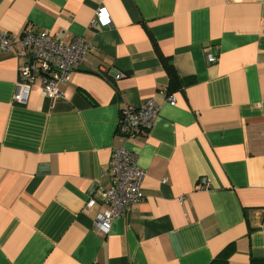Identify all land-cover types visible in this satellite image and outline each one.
Segmentation results:
<instances>
[{
  "label": "crops",
  "instance_id": "0c3cea01",
  "mask_svg": "<svg viewBox=\"0 0 264 264\" xmlns=\"http://www.w3.org/2000/svg\"><path fill=\"white\" fill-rule=\"evenodd\" d=\"M99 5L108 27L89 26ZM27 26L93 48L22 104L25 58L0 47V264H264V0H0V31ZM151 97L154 125L124 141L120 109ZM118 146L144 198L104 235L86 203Z\"/></svg>",
  "mask_w": 264,
  "mask_h": 264
},
{
  "label": "built area",
  "instance_id": "2783aa9c",
  "mask_svg": "<svg viewBox=\"0 0 264 264\" xmlns=\"http://www.w3.org/2000/svg\"><path fill=\"white\" fill-rule=\"evenodd\" d=\"M110 24L108 10L104 5H99L89 26L105 28ZM15 44L20 46L19 54L25 61L19 66L16 90L12 98L14 102L22 104L25 103L30 86L36 78L41 81L40 91L44 96L54 99L60 95V85L70 79L84 61L85 54L93 48L82 36L65 42L47 30H36L30 26L25 27L18 35L0 31V47L3 50H10ZM206 60L208 63H215L218 58L208 53ZM166 101L174 104L175 99L172 94H166ZM159 112L160 104L153 97L137 106L126 103L120 109L116 134L124 141L145 135L154 125ZM110 173V186L99 187L94 193L95 196L86 203L87 207H93L97 203L105 206L94 221V225L104 235L127 207L144 198L142 183L145 172L138 166L136 155L132 151L124 146L114 147ZM206 185V179L202 177L196 188Z\"/></svg>",
  "mask_w": 264,
  "mask_h": 264
}]
</instances>
